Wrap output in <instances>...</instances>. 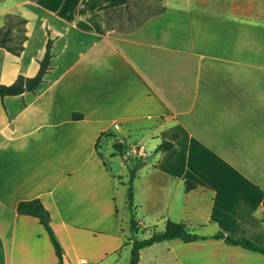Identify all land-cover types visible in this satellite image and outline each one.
<instances>
[{"label":"crops","instance_id":"crops-1","mask_svg":"<svg viewBox=\"0 0 264 264\" xmlns=\"http://www.w3.org/2000/svg\"><path fill=\"white\" fill-rule=\"evenodd\" d=\"M104 3L0 0V27L19 14L27 35L19 55L0 48V83L34 75L51 40L39 86L0 97V264H60L38 218L17 213L33 198L62 264H127L139 230L167 220L205 238L155 242L137 264H264V253L212 237L264 246V0H161L120 44ZM133 135L153 145L130 207L102 145ZM162 140L172 148L155 152Z\"/></svg>","mask_w":264,"mask_h":264},{"label":"trees","instance_id":"trees-1","mask_svg":"<svg viewBox=\"0 0 264 264\" xmlns=\"http://www.w3.org/2000/svg\"><path fill=\"white\" fill-rule=\"evenodd\" d=\"M128 0H105V3L99 6V9L113 8L120 5L126 4ZM26 19L15 13H6L4 15V23L0 27V48H4L6 51L19 55L20 52L24 49V42L27 39L25 31ZM15 31V32H14ZM17 32V33H16ZM51 40L47 39L45 44V51L42 58L39 60V67L37 72L32 76H24L18 74L13 82L9 84L0 83V97L9 96V95H18L25 91H34L39 84L43 81V77L46 74L49 66V60L51 57ZM74 118H80L81 114H73ZM106 133H102L101 136H104ZM173 146L172 141L162 140L154 149L155 152L165 151L171 149ZM122 143L114 142L113 148L118 152H122ZM143 160L140 158L135 163V166L129 170V181L127 185V203L131 207L132 204V187L131 182L134 178L135 170L141 166ZM188 187V186H187ZM16 210L18 214L31 215L38 218L39 222L45 228L50 241L53 245L54 252L62 264L63 258V249L56 238L54 231L50 225V216L48 210L44 207L40 199L33 198L29 200H21L17 203ZM131 228L136 231L137 226L134 220L130 222ZM214 238H221L228 244L240 245L244 248L258 251L264 253V246L258 245L255 242L251 241L248 238L244 237H231L225 234L223 231H217L212 235ZM180 238L181 240L188 242L200 238H205L197 233L191 232L187 227L181 222H175L172 220H167L165 227L162 231L153 232L147 238L138 239L134 237V240L131 244L130 249V258L127 264H137L139 260L140 249L149 246L155 242Z\"/></svg>","mask_w":264,"mask_h":264},{"label":"rangeland","instance_id":"rangeland-1","mask_svg":"<svg viewBox=\"0 0 264 264\" xmlns=\"http://www.w3.org/2000/svg\"><path fill=\"white\" fill-rule=\"evenodd\" d=\"M161 4V0H128L124 5L106 10L107 27L112 29L110 30L111 34L121 38L117 39L118 43L120 44V42L123 41L122 38L128 37L130 32L140 23L160 12ZM1 22L2 21L0 19V23ZM27 27L28 31L30 32V26ZM31 48L32 44L30 49ZM34 64L35 62L33 60L31 62V67H33ZM140 138V136L137 137L133 135L128 137V143L130 144H124L123 142H120L123 145L121 153L113 148V143L118 142L115 137H109L102 145V152L105 156V159L107 160L108 166L117 174L121 175L125 180V187L122 188L120 185H118L117 200L119 203L122 200V193L124 198L126 197L125 192L128 185L126 177L129 176V170L132 169L138 159H140L130 152V149L138 145L135 142H140L143 144V146L146 147L145 151H150L153 145V140L150 137H144L143 139ZM109 153H113L114 155L111 156ZM121 159H124V163H121ZM124 207L126 208V205H124ZM139 236L140 238H146L148 236L147 230H139ZM128 242H130V239ZM129 255L130 246L126 245L122 254L125 262L128 261Z\"/></svg>","mask_w":264,"mask_h":264},{"label":"built area","instance_id":"built-area-1","mask_svg":"<svg viewBox=\"0 0 264 264\" xmlns=\"http://www.w3.org/2000/svg\"><path fill=\"white\" fill-rule=\"evenodd\" d=\"M130 152H132L134 155H136V157L144 159V157L146 156V151H145V147L142 144H138L135 147H132L130 149ZM142 224H140L141 226ZM77 264H86L85 259H79Z\"/></svg>","mask_w":264,"mask_h":264},{"label":"water","instance_id":"water-1","mask_svg":"<svg viewBox=\"0 0 264 264\" xmlns=\"http://www.w3.org/2000/svg\"><path fill=\"white\" fill-rule=\"evenodd\" d=\"M151 157H152V155H149V156L146 157L145 160H146V161H150V160H151Z\"/></svg>","mask_w":264,"mask_h":264}]
</instances>
